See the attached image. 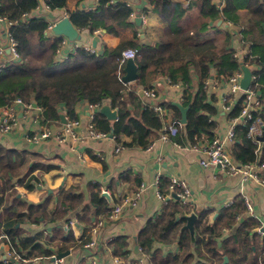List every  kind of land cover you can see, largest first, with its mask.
<instances>
[{"label": "trees", "instance_id": "16d2710c", "mask_svg": "<svg viewBox=\"0 0 264 264\" xmlns=\"http://www.w3.org/2000/svg\"><path fill=\"white\" fill-rule=\"evenodd\" d=\"M67 1L44 0L51 9L64 7ZM146 1L151 10L167 24L160 41L151 44L141 40L140 27L132 18L133 8L126 0H98V5L93 9L69 10L68 17L78 29L91 32L103 30L119 36L120 43L104 46L102 52L79 46L68 56L60 58L57 50L62 46L63 36L49 35V20L32 14L40 4L39 0H0V16L11 20L9 29L17 42L19 53L17 59L0 62V108L18 97L26 102H35L43 109L41 123L48 125L52 121L61 122L58 106H64L69 119H76L78 115L75 107L78 102L87 100L100 106L107 103L117 110L118 116L110 120L99 110L94 118L97 129L112 133L119 145L147 148L163 127L164 118L152 106L143 104L136 87H153L149 81L161 73L180 82L183 87L182 105L187 107L185 123L181 122V108L176 103H168L179 128L175 139L182 143L211 140L216 126L211 118L218 113V99L215 94L208 92L207 80L211 78L213 69L217 72L218 80L224 81L242 66L240 59L234 55V49L227 48L231 36L224 37L222 30H217L218 35L214 37L204 35L216 27L220 18L243 26L242 41L249 48L243 61L257 65L253 69L255 78L251 87L260 93L264 106V0H221V4L214 0H193L189 6L177 0ZM192 6L198 8L199 16L196 22L188 23L186 16ZM211 25L214 26L211 28ZM127 29L131 30V36L126 35ZM219 37L226 48H218ZM125 48L138 50L134 58L138 76L133 87L122 80L125 63H121V51ZM194 55L198 57L194 58ZM232 98L228 101L232 105L229 116L234 118L243 108L244 96ZM255 115L261 117L264 129V107ZM248 131V125L236 126L231 151L240 162H258L264 157L259 159L258 142L248 136ZM124 135L130 136L131 142H124ZM25 160L24 151H13L0 144V207L5 194L14 187L15 182L32 189L38 181V177L33 174L37 165L23 170ZM132 177V173L127 172L121 181ZM160 181V188L163 185L169 188L171 179L161 178ZM140 182L141 178L135 176V185L138 186ZM52 201V194L40 203L18 199L17 206L5 208L0 234L7 233L16 246L26 250L30 257H45L55 253V249L46 245L57 246L56 251L59 252L70 249L72 245L75 249L83 247L89 240V234L84 233L77 240L72 229L65 231L58 226L53 228L52 234L44 242L34 236L17 241L19 228L16 225L21 222L22 214L35 222L57 224L59 218L53 215L54 210L50 206ZM111 202L102 193L100 183L92 182L88 185L87 194L84 191L73 194L63 201V206L68 214L74 213L88 231L101 217L109 214ZM22 209H26V213ZM179 211L177 203H170L149 220L137 240L141 252L149 255L152 264H193L197 255H200L202 244L209 254L221 260L227 249L218 248L216 236H219L223 226L233 223L236 210L229 206L213 225L204 223V231L209 232L208 237H197V249L190 232L182 229L186 219L183 214L178 215ZM201 219L196 221L197 228ZM166 240L177 241L180 252L167 253L161 247L154 249L155 242ZM225 244L228 246V241ZM233 245L241 246L244 252L242 255H232L227 264H241L246 253L251 250L250 242L247 238L244 241L233 239ZM254 260L258 264L257 256ZM199 264L208 263L204 260Z\"/></svg>", "mask_w": 264, "mask_h": 264}, {"label": "crops", "instance_id": "0c3cea01", "mask_svg": "<svg viewBox=\"0 0 264 264\" xmlns=\"http://www.w3.org/2000/svg\"><path fill=\"white\" fill-rule=\"evenodd\" d=\"M126 1L133 8L132 18L135 20L138 17L141 18V23L138 24L141 31V40L151 44L160 41L167 25L166 22L151 10V6L146 0ZM177 1H181L188 6L193 2V0ZM214 2L221 4V0H214ZM97 5L98 0H68L66 6L51 9L42 0L39 6L32 11V14L44 17L49 20L50 24H55L65 16H68L69 10L77 8L89 10ZM190 8L186 21L188 23L196 22L199 16L198 8L196 6ZM244 11L247 12L246 10ZM213 26L211 25V28ZM242 28V25H234V23L220 18L216 22V27L209 29L204 35L214 37L218 35L217 30H222L224 37L231 36V41L228 43L227 48L232 47L235 51L234 53L239 54L242 58V56H245V52L249 51L248 46L244 45L242 41ZM2 30L3 28L0 26V32ZM79 33L81 34L80 39L70 40L67 37L69 41L62 47V54H65V57L69 55V52H74L72 51L74 45L89 46L95 48L97 52H102L104 46H116L121 41L119 36L103 30L91 32L88 29H79ZM49 35L55 34L51 31ZM126 35L131 36V30L127 29ZM217 43L219 49L226 48V44L220 37ZM58 57L62 58L61 55ZM193 57L197 58L198 56L194 55ZM11 59L14 58L10 51L6 49L0 62H6ZM249 68L252 69V67ZM167 78L170 77L158 73L149 81L158 92V102L164 104L168 111V114L163 116V125L174 121L172 110L168 107V103L178 102L183 104L182 84L178 82L180 85L174 86L168 82ZM209 79L211 83L210 85L207 84L208 92L215 94L218 99V113L211 118L216 124L214 137L220 136L221 139L227 141L226 136L233 118L229 116L230 111L224 109L221 96L229 91V85L226 83V79L224 81L218 80L215 69H213ZM195 80L197 81L196 75ZM134 82L135 80L127 83L133 87ZM141 88V86L136 87L137 92L141 96L143 104L147 105L149 100L143 96L140 91ZM259 96H261L260 93ZM112 110L115 109L112 108ZM58 111L68 117L64 106H58ZM75 111L78 115L77 118L81 120L79 132L85 133L89 119L88 101L82 100L78 102ZM42 114L43 109L37 105L31 110L29 115L20 116V124L14 131L9 133L0 132V144L13 151H24L26 160L23 164V170L36 164L33 174L38 177V181L32 189L27 188L24 184L15 182L14 187L5 194L3 205L0 207V223L2 216H4L5 208L17 206L18 199L30 203H40L49 194H52L53 197L50 205L51 209L54 210L53 215L59 218L56 221L57 224H53L46 221L35 222L22 214L21 222L16 225L19 228V232L16 235L17 241L21 242L23 238L34 236L40 242H44L48 235L52 234L55 226L61 227L65 231L72 229L77 240L84 233L89 234L90 240L92 236L89 230L87 231L88 228L79 223L74 213L68 214L64 210L63 201L82 191L87 194L89 183L99 182L102 193L103 189L109 192L106 197L112 201L111 204L113 205L117 204L116 202H119L125 195L133 196L143 183L145 188L136 206H125L119 218L105 225L101 234L97 237V247L85 249L83 246L75 249L72 245L68 249L70 253L62 257L64 258V264H88L92 254L98 257L99 264H134L140 257L145 259L146 264H152L149 261V255L136 248L138 245L137 240L149 220L159 214L170 203L179 205V216L195 213L197 219L202 218L198 228L195 226L197 219L194 223L195 240L192 241H196V249L198 248L197 237H208L209 232L204 231V223L213 225L229 206L237 212L233 223L230 226H223L220 229L221 233L219 236H216L218 248L227 249L222 259L219 260L209 254L207 249L201 244L200 255H197L193 264L202 263L204 260L208 264H227L230 262L232 255H242L244 252L241 250V246L234 247L233 239L244 241L245 238L249 240L251 250L246 253V258L242 260L241 264H255L256 260L254 259L256 256L259 260L258 264H264V169L258 171L259 179H243L239 175H229L217 169L204 168L199 164L198 153L195 149H191V145L196 144L198 141L207 140H197L195 143L189 141L182 143L178 142L175 137L162 139L160 138L161 130L149 147L121 145L122 149L118 153H116L115 148L119 144L115 138L111 137L100 140L85 138L80 142H70L68 144L60 143L54 137L34 141L29 136L40 129ZM51 123L58 124L59 122L52 121ZM122 139L126 143L131 142V137L127 135H124ZM175 141L180 145L175 143ZM227 145L232 154L233 144L228 142ZM258 146L260 159L262 156L264 157V139L261 138ZM127 172L132 173L133 177L130 180L121 181V177L125 176ZM173 175L180 176L189 183L191 189L190 203L184 204L181 200L175 198L167 204H163L158 199V190L165 194L169 192V188L166 185L159 187L161 178L170 179ZM135 176L141 178L138 186L134 183ZM156 178H160L158 183ZM115 182L117 183L115 184ZM246 201L252 203L253 209L251 211L248 210ZM228 202H231V204L227 205ZM22 210L23 213H26V209ZM186 223L187 220H185L182 229H187L184 228ZM187 230L190 232L189 229ZM226 241H228V246L225 244ZM46 246L55 249L56 254L59 253V251H56L57 246ZM160 247L167 253L180 252L177 241L155 242L154 249L156 250ZM4 250H6V246H4V243H0V257L3 256ZM50 261L51 259L43 258L29 264H50ZM237 261H240V257Z\"/></svg>", "mask_w": 264, "mask_h": 264}, {"label": "built area", "instance_id": "2783aa9c", "mask_svg": "<svg viewBox=\"0 0 264 264\" xmlns=\"http://www.w3.org/2000/svg\"><path fill=\"white\" fill-rule=\"evenodd\" d=\"M24 15H27L26 13ZM11 20H9L6 16H0V26L3 28L2 32H0V59L5 54L6 49L10 51L12 57L17 59L19 57V53L17 51V42L13 38L10 32ZM54 24H50L47 28V33L53 30ZM69 39L66 36H63L62 46L57 50L58 55L64 58L65 54H62V47H64ZM78 45L73 46V50L75 51ZM86 49L97 52L95 48L84 46ZM248 53L247 51L245 52ZM138 54V50L134 48H125L121 51V63H125L130 58H135ZM244 54V55H246ZM236 57H239L243 64L252 67V69H256L257 65L246 63L243 61L244 56L242 58L239 54L234 53ZM243 70L237 69L230 73L226 78V83L229 85V91L224 93L222 98L223 107L225 110H231L232 105L228 103L234 97L244 96L243 98V108L238 116L232 119L230 128L227 133V141L221 139L220 136H215L211 140L207 141H198L196 144L191 145V149H195L198 153L199 164L204 168H213L220 170L229 175H239L243 179L247 178H256L259 179L258 171L264 169V158L260 160V162H240L233 157L231 154L227 143H232L236 136V126L239 124H244L249 126L248 136L253 140L260 142L262 138V134L264 132L263 129V121L260 116H256L255 112L259 111L263 108V103L261 102V98L256 89L252 88V82L248 89H242L240 82L243 77ZM255 75L252 77V81L254 80ZM168 82L174 86H179L178 82H174L171 78H167ZM210 79L207 80V84L210 85ZM143 96L149 100L148 105L152 106L155 110L159 111V113L164 116L168 114L167 108L164 104L158 102V92L155 88H147L142 87L140 89ZM154 101V102H151ZM89 106V119L88 124L86 126V132L80 133L79 128L81 125V120L79 118L69 119L65 116L66 122L51 123L49 125L41 124L40 129L31 133L29 137H31L34 141L46 140L51 137H54L58 142L63 144H68L70 142H80L85 138H91L95 140H100L103 138H114L112 133L97 129L94 118L96 113L100 109V105L95 103L88 102ZM34 102H26L22 98L18 97L14 99L10 104L5 105L0 108V132L9 133L14 131L17 126L20 124L21 115L27 116L31 112L33 108H35ZM20 113V115H19ZM179 128L175 121L164 123L161 131L160 138L168 139L170 137L177 136ZM178 145V142L175 141ZM122 149L121 145H117L115 148L116 153H118ZM171 182L169 184V192L162 193L158 190L157 196L158 199L163 203L167 204L172 199L181 200L184 204H188L191 202V189L189 183L182 177L173 175L171 178ZM160 178H156V182ZM145 188V185L142 183L139 189L135 192L133 196H123L119 203L113 204L111 210L108 215L101 217L95 226H93L89 233L92 236L90 240H88L84 244L85 249L95 248L97 247V237L101 234L102 229L105 225L114 221L121 216L123 213V209L125 206H136L137 201L140 199L142 192ZM104 194H109L106 189H103ZM231 202H228L227 205H230ZM246 205L248 210H252V203L246 201ZM0 223V227H1ZM68 226V224H66ZM44 229V228H43ZM260 232H262L260 230ZM0 243H4L6 246V250L3 252V256L0 257V264H29L31 262H37L43 258L51 259L50 264H64V258H56V253H53L51 256L45 257H30L27 256L26 250L22 248H18L16 244L13 242L11 237L3 232L0 234ZM141 251V248L138 247ZM100 261L97 256L93 254L89 258L88 264H99ZM136 264H146V261L143 257H140Z\"/></svg>", "mask_w": 264, "mask_h": 264}, {"label": "water", "instance_id": "95a60500", "mask_svg": "<svg viewBox=\"0 0 264 264\" xmlns=\"http://www.w3.org/2000/svg\"><path fill=\"white\" fill-rule=\"evenodd\" d=\"M42 2V0H39ZM221 21V20H220ZM136 22L138 24L141 23V18H136ZM54 34L56 35H62L68 37L70 40L80 39L81 34L79 33V29L72 23L70 18L68 16H65L61 20L57 21L54 26L53 30ZM243 70V77L241 79L240 85L242 89L246 90L249 88L252 82L253 72L252 69L249 68L247 65H242ZM138 73H137V64L133 58H130L126 61L125 64V74L122 76V80L124 82H132L137 79ZM176 104L181 108L182 111V117L181 122H186V113H187V107L183 106L182 104L176 102ZM34 106H37V104L34 102ZM100 112L105 114L109 119L114 120L117 118V110H112V108L109 105H103L100 108ZM60 118L62 122H66L65 114L61 113ZM262 139H264V134L262 136ZM107 196V194H105ZM183 217L187 220V223L185 224L184 228H187L190 230L192 240H195V229H194V223L197 219V215L195 213H191L189 215H183ZM138 249V245L136 246ZM70 253L69 250L59 252L56 255V258H62L65 257ZM225 259H227L225 257Z\"/></svg>", "mask_w": 264, "mask_h": 264}]
</instances>
